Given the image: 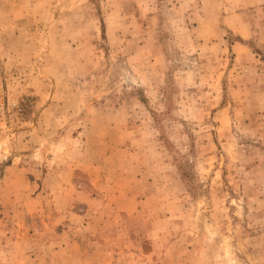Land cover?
<instances>
[{
	"label": "rangeland",
	"instance_id": "374dc122",
	"mask_svg": "<svg viewBox=\"0 0 264 264\" xmlns=\"http://www.w3.org/2000/svg\"><path fill=\"white\" fill-rule=\"evenodd\" d=\"M0 264H264V0H0Z\"/></svg>",
	"mask_w": 264,
	"mask_h": 264
}]
</instances>
